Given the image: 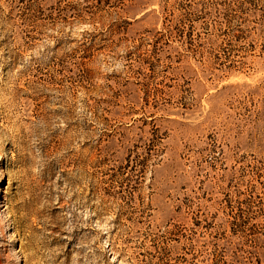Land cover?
I'll return each instance as SVG.
<instances>
[{
    "label": "rangeland",
    "instance_id": "obj_1",
    "mask_svg": "<svg viewBox=\"0 0 264 264\" xmlns=\"http://www.w3.org/2000/svg\"><path fill=\"white\" fill-rule=\"evenodd\" d=\"M0 264H264V0H0Z\"/></svg>",
    "mask_w": 264,
    "mask_h": 264
}]
</instances>
